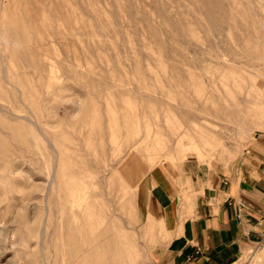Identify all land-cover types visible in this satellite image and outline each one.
<instances>
[{"label":"rangeland","instance_id":"obj_1","mask_svg":"<svg viewBox=\"0 0 264 264\" xmlns=\"http://www.w3.org/2000/svg\"><path fill=\"white\" fill-rule=\"evenodd\" d=\"M262 134L264 0H0V264H155Z\"/></svg>","mask_w":264,"mask_h":264},{"label":"crops","instance_id":"obj_2","mask_svg":"<svg viewBox=\"0 0 264 264\" xmlns=\"http://www.w3.org/2000/svg\"><path fill=\"white\" fill-rule=\"evenodd\" d=\"M184 173L192 194L189 216L182 233L156 252L155 264H236L245 249L264 248V134L228 167L185 165ZM161 174L155 172V180L171 185Z\"/></svg>","mask_w":264,"mask_h":264},{"label":"built area","instance_id":"obj_3","mask_svg":"<svg viewBox=\"0 0 264 264\" xmlns=\"http://www.w3.org/2000/svg\"><path fill=\"white\" fill-rule=\"evenodd\" d=\"M241 207L243 208V205H241ZM242 208L240 209V213L243 210ZM238 217H241V215H238ZM260 249H263L264 250L263 246H261V245L257 246V250H260Z\"/></svg>","mask_w":264,"mask_h":264}]
</instances>
